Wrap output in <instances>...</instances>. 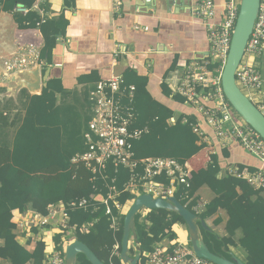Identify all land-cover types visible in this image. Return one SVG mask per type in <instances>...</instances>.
I'll return each instance as SVG.
<instances>
[{"label": "crops", "instance_id": "0c3cea01", "mask_svg": "<svg viewBox=\"0 0 264 264\" xmlns=\"http://www.w3.org/2000/svg\"><path fill=\"white\" fill-rule=\"evenodd\" d=\"M215 1L219 5L222 2ZM196 2L197 0H38L33 11L39 15L44 14V21L49 19L57 22L60 33L55 39L56 43L49 57L41 58L40 55L39 72L45 79L37 93H30L18 83L7 84L8 90L5 89L6 85L0 84V170L9 168L7 172L9 174L17 172L24 174L22 167L14 165L13 157L19 159L24 154L21 163H26L29 140L24 135V128L30 122L34 124L36 130L39 129L46 135L50 133L55 143L60 146L69 143L68 139L76 129L80 126L83 132L86 120L89 122L91 119L87 97L95 84L111 76L120 75L124 79L128 72L133 78L146 80V90L157 104L170 112L196 116L198 125L205 134L202 140L205 149L186 161L185 166L190 172L205 169L211 162L210 156L214 155L218 156L222 169L218 176L234 167L258 169V160L246 153L238 143L221 145L212 130L205 125L200 114L189 105L178 104L172 99L173 96H177L173 91L177 84L175 77H180L185 66L209 50L205 28L192 16ZM18 40L23 44L38 43L43 46L44 43L39 31L21 30L14 22L12 14L0 12V57L6 55ZM114 53L118 54L116 58L113 56ZM254 66L262 75L263 87L258 95L262 97L264 47ZM30 78L32 76L28 74L22 77L27 81ZM49 82L53 86L49 92L53 94L54 101L52 107L43 112L42 104L32 97L40 96ZM162 84L169 90V97L164 96ZM173 122L174 119H171V123ZM222 153L226 156L224 157ZM60 173L61 171L54 167L36 173L42 179L35 184L29 194L32 195L29 202L26 196L24 204L26 210L20 212L16 209L11 212L13 224L21 219L18 215H24L22 217L31 213L40 215L33 209L34 201L44 198L46 194L49 196L50 193H55L47 184V180L55 178ZM195 197L196 203L192 209L196 215H200L205 212L206 206L215 195L208 186L203 185ZM191 201L192 199H188L187 203ZM52 205L56 204H49L47 208ZM197 218L201 220L198 216ZM227 220V213L218 209L216 213L201 221L217 236L226 237ZM53 229V226L46 225L40 231ZM171 229L176 235L175 242L187 240L189 243L184 224L176 223ZM40 231H32L30 236L19 235L16 227L13 232L19 245L26 251L33 252L36 239L41 236ZM241 236V231L238 230L233 240L238 244ZM161 243L168 244L169 241L164 239ZM228 252L232 257L245 263V251L239 245L231 247ZM43 255L45 257L44 252ZM27 264H33V261Z\"/></svg>", "mask_w": 264, "mask_h": 264}, {"label": "trees", "instance_id": "16d2710c", "mask_svg": "<svg viewBox=\"0 0 264 264\" xmlns=\"http://www.w3.org/2000/svg\"><path fill=\"white\" fill-rule=\"evenodd\" d=\"M34 3L35 0H0V12L12 14L14 22L21 30H38L44 42L40 51L41 58L49 57L56 43L55 39L60 33L57 22L49 19L41 22L39 14L32 10L25 16L12 13L16 6L31 8ZM124 79L125 84L135 87L136 120L131 129L147 128L146 133L132 142V151L136 160L171 158L184 166L186 161L205 149L201 138L193 132V127L198 124L195 115L170 112L154 102L146 90V80L133 78L130 72L126 73ZM52 88V83L49 82L40 96L32 97L42 104L43 112L52 107L54 99L53 94L49 92ZM161 89L164 96L169 97L170 92L167 87L162 84ZM172 99L178 104H184V99L179 96H173ZM171 119H174L173 123ZM87 122L88 119L84 131L82 132L79 126L68 139L69 143L63 146L55 143L50 133L46 135L39 129L36 130L31 122L24 128V135L29 140L26 163H21L24 154L19 159L13 157L14 165L18 168L22 167L24 174L21 175L20 172H17L18 175L9 174L7 173L9 168L0 170V264H27L30 261H33V264H43V243L37 242L33 252H28L20 246L13 232L16 226L11 222V212L16 209L20 212L26 210L24 207L26 196L29 202L32 196L29 194L35 184L42 179L36 173L49 167L61 171L55 178L47 180V184L55 193H50L49 196L46 194L44 198L36 200L43 203L34 201L33 209L40 215H46L49 204H58V202L68 204L82 199L87 200L86 209L68 210L69 225L76 226L75 240L84 244L104 264H122L119 257L113 255V248L118 246L120 253L124 216H117L118 212L115 209H112L110 216L105 215V207L100 202L93 201L91 196L106 199L110 189L114 188L116 193H119L116 200L122 205L125 204L133 197L129 192L124 191L130 174L125 168H119L115 172L112 166H108L104 174H98L92 179L93 176L84 167L71 162L75 155H81L87 150L83 140ZM222 155L226 156L225 153ZM217 157L210 156L211 162L205 169L191 172L187 181L188 186L179 185L173 197L196 214L192 209L196 203L195 194L201 186H208L215 197L206 206L205 212L197 216L204 220L218 209L224 210L228 215L225 225L226 237H219L211 230L205 231L200 227V222H197L201 238L210 252L230 260L232 255L228 252L229 249L239 245L245 251V264H264V190H255L244 179L231 176L227 172L218 176L222 169ZM46 163L57 164L43 165ZM238 169H247L250 172L256 170L245 166H240ZM136 171L142 173L141 165ZM156 181L168 184L163 176L157 177ZM188 199L192 201L187 203ZM113 217L118 223L115 229L112 228ZM176 223L184 224L179 215L167 210H150L144 219L136 214L134 243L138 245L140 251L132 250L131 257L137 253L152 252L164 239L169 242L176 240V235L171 229ZM87 224H92L88 233L78 231L79 227ZM238 230L241 231L242 236L237 244L233 237ZM32 231L36 232L35 229ZM59 238V235H55L53 239L59 243ZM189 246L191 247L190 243ZM75 264L90 263L80 254Z\"/></svg>", "mask_w": 264, "mask_h": 264}, {"label": "built area", "instance_id": "2783aa9c", "mask_svg": "<svg viewBox=\"0 0 264 264\" xmlns=\"http://www.w3.org/2000/svg\"><path fill=\"white\" fill-rule=\"evenodd\" d=\"M197 0L192 16L201 23L206 30L209 50L195 61L185 66L182 75L175 77L174 94L183 98L184 103L201 115L205 125L209 127L221 145L236 142L249 155L259 162V168L254 172L234 167L226 171L231 176L244 179L255 190H264V141L250 126H248L226 101L221 88V74L230 48L232 33L239 12V0ZM38 0L31 8L16 6L12 13L22 16L35 8ZM41 22L45 15L40 13ZM34 30V29H26ZM36 30V29H35ZM38 31V30H37ZM264 47V0L259 1L257 17L252 32L246 43L243 57L235 71V84L238 89L255 105L264 116V96L258 97L262 91L263 82L260 71L254 66L260 58ZM42 44H23L21 41L9 49L8 53L0 57L2 71L0 84L18 83L24 87L22 77L31 76L35 69L40 70V51ZM115 58L117 53L113 55ZM32 81V78L29 79ZM133 85L125 84L122 76H111L99 81L89 92L87 100L92 114L83 133L84 145L87 150L72 158L73 164H78L90 172L92 179L98 174H104L108 166L115 172L125 168L130 179L124 186V191L133 197L125 204L116 199L119 193L110 189L107 198L91 196L95 202L105 207V215L110 216L112 209L124 216L135 199L142 195H149L152 199L168 201L172 198L179 185L188 186L190 171L171 158H146L136 160L132 151V142L138 140L147 128L131 129L136 120L134 108ZM193 132L201 140L205 134L199 125L193 127ZM141 165L142 173L136 170ZM163 176L168 184L156 181ZM88 201L68 204L59 203L49 206L46 215L31 213L28 216L18 215L15 225L22 235H31L32 229L40 231L42 227L53 226V231H40L37 242L44 245L43 264H65V249L74 241L76 226L69 225V209H86ZM127 209V211H126ZM126 211V212H125ZM149 210L142 208L137 214L144 219ZM116 218H112V228L118 226ZM92 224L78 228L81 233H88ZM44 229V228H43ZM59 235V243L54 236ZM135 250V249H134ZM118 246H114L113 255L120 257ZM138 254V253H137ZM136 254H134L135 256ZM133 256V257H134ZM137 264H213L210 261L195 256L188 241L177 240L168 244H158L152 252L139 253Z\"/></svg>", "mask_w": 264, "mask_h": 264}, {"label": "water", "instance_id": "95a60500", "mask_svg": "<svg viewBox=\"0 0 264 264\" xmlns=\"http://www.w3.org/2000/svg\"><path fill=\"white\" fill-rule=\"evenodd\" d=\"M260 0H240L239 12L235 27L232 33L229 52L221 74V88L223 95L234 112L250 126L264 141V116L255 107V105L238 89L235 84V71L239 65L245 50L246 43L252 32L254 21L257 17ZM38 76V82L25 81L24 88L30 93H37L40 84L45 79L40 76L38 69L33 70ZM30 73V74H31ZM147 210H167L179 215L188 232L189 243L195 256L212 262L213 264H245L239 259L232 257L230 260L220 257L210 252L200 236V230L197 225V215L181 205L176 198L172 197L168 201L161 199H152L149 195H142L135 199L130 205L124 216L123 232L121 239L120 259L122 264H137L139 253L134 257L129 256V240L135 242L134 217L140 209ZM200 227L208 231V227L203 221L199 220ZM135 250L140 251L138 245ZM83 255L90 264H104L101 262L84 244L75 240L65 249V264H75L78 255Z\"/></svg>", "mask_w": 264, "mask_h": 264}, {"label": "rangeland", "instance_id": "374dc122", "mask_svg": "<svg viewBox=\"0 0 264 264\" xmlns=\"http://www.w3.org/2000/svg\"><path fill=\"white\" fill-rule=\"evenodd\" d=\"M240 1V0H239ZM235 115L236 116H238V114H236L235 113ZM129 209V208H128ZM126 211H127V209H126ZM125 211V212H126ZM128 248H129V255H130V253H132V250H134L135 249V247H134V242H133V240L130 238V241H129V245H128Z\"/></svg>", "mask_w": 264, "mask_h": 264}, {"label": "bare ground", "instance_id": "6f19581e", "mask_svg": "<svg viewBox=\"0 0 264 264\" xmlns=\"http://www.w3.org/2000/svg\"><path fill=\"white\" fill-rule=\"evenodd\" d=\"M31 76H32L34 82L37 83V82L39 81V80H38V76H37V74H36L35 72L31 73Z\"/></svg>", "mask_w": 264, "mask_h": 264}, {"label": "clouds", "instance_id": "9594fccd", "mask_svg": "<svg viewBox=\"0 0 264 264\" xmlns=\"http://www.w3.org/2000/svg\"><path fill=\"white\" fill-rule=\"evenodd\" d=\"M125 216V215H124ZM130 241V240H129ZM134 242V241H133ZM129 245V244H128ZM134 247H136V245H134ZM120 255V254H119ZM130 257H131V255H129ZM119 259H120V257H119ZM121 260V259H120ZM122 263V262H121Z\"/></svg>", "mask_w": 264, "mask_h": 264}, {"label": "flooded vegetation", "instance_id": "af4514ba", "mask_svg": "<svg viewBox=\"0 0 264 264\" xmlns=\"http://www.w3.org/2000/svg\"><path fill=\"white\" fill-rule=\"evenodd\" d=\"M75 241V240H74Z\"/></svg>", "mask_w": 264, "mask_h": 264}]
</instances>
